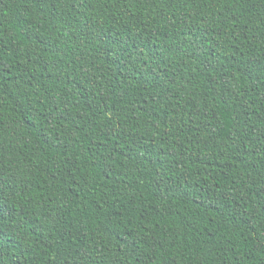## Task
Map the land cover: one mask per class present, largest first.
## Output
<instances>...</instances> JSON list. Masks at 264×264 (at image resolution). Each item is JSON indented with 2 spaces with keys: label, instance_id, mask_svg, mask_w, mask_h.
I'll return each mask as SVG.
<instances>
[{
  "label": "trees",
  "instance_id": "trees-1",
  "mask_svg": "<svg viewBox=\"0 0 264 264\" xmlns=\"http://www.w3.org/2000/svg\"><path fill=\"white\" fill-rule=\"evenodd\" d=\"M262 67L264 0H0V264H264Z\"/></svg>",
  "mask_w": 264,
  "mask_h": 264
},
{
  "label": "snow or ice",
  "instance_id": "snow-or-ice-1",
  "mask_svg": "<svg viewBox=\"0 0 264 264\" xmlns=\"http://www.w3.org/2000/svg\"><path fill=\"white\" fill-rule=\"evenodd\" d=\"M100 2L102 3H108L110 2V0H100ZM208 2H211V0H208ZM98 37L99 36H103L105 35V33L103 32V30L97 34ZM106 47L107 49H109L110 51L106 52V55H111L114 56L116 58L117 61L120 62L121 65V76L125 77V80H129L135 79V75L132 74H127L128 73V69L131 68H135L136 65L138 63L140 64H144L145 67H150L146 64V62L144 61V57L147 55V53H145L144 49L139 47V46H129L127 45L126 41L123 40H112L111 38H109L106 41ZM119 49V51L117 52L116 49ZM261 72L264 73V67L261 68ZM151 75L153 78H155V74L154 73H149L147 75L142 76V81L144 83L148 82V76ZM137 83H140V81H138ZM0 219H3V214L0 213ZM4 255H3V249L0 248V261L4 260Z\"/></svg>",
  "mask_w": 264,
  "mask_h": 264
}]
</instances>
